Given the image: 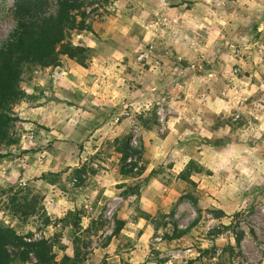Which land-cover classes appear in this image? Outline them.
Returning a JSON list of instances; mask_svg holds the SVG:
<instances>
[{
	"label": "rangeland",
	"instance_id": "obj_1",
	"mask_svg": "<svg viewBox=\"0 0 264 264\" xmlns=\"http://www.w3.org/2000/svg\"><path fill=\"white\" fill-rule=\"evenodd\" d=\"M178 2L85 0L99 48L80 64L60 56L57 67L22 71L16 144L0 160V224L28 244L46 241L57 263L79 247L82 264H264V0ZM39 3L55 15L57 0ZM14 6L0 0V43ZM78 34L65 42L79 46ZM60 68L56 91L34 102L53 109L49 129L24 113L41 75ZM183 108L201 128L162 143L169 111ZM189 162L195 186L179 176ZM24 264H36L32 254Z\"/></svg>",
	"mask_w": 264,
	"mask_h": 264
},
{
	"label": "trees",
	"instance_id": "obj_2",
	"mask_svg": "<svg viewBox=\"0 0 264 264\" xmlns=\"http://www.w3.org/2000/svg\"><path fill=\"white\" fill-rule=\"evenodd\" d=\"M177 1L178 6L191 3V0ZM39 2L41 0L37 2L15 0L12 11L14 29L8 34L7 39L0 43V160L7 158L10 147L16 144L12 134L14 123L18 121L14 107L25 98V93L20 88L23 69L33 68L41 71L57 67L60 64L58 59L60 56L80 64L86 58L89 49L65 42V36L67 32L73 30L94 34L90 20H87L82 11L85 0H57L55 15H46L42 3ZM193 164L194 162H189L179 176L182 181L195 186L190 180L191 173L195 171L191 168ZM183 198L193 204L196 203L193 194H185ZM26 207L27 204L25 206L23 204L21 208ZM140 215L143 218L147 217L142 210ZM61 221L69 225L66 218H62ZM122 227L123 223H120L115 231V236L118 234L120 239L123 237L119 234ZM181 235L177 234L174 238ZM238 242L237 240V246ZM10 247L18 250L14 256L9 253ZM30 254L35 258L36 264H82L85 258V254L76 247L72 258L63 257L61 262L57 263L46 241L28 244L11 228L0 224V264L16 262L24 264L29 260Z\"/></svg>",
	"mask_w": 264,
	"mask_h": 264
},
{
	"label": "crops",
	"instance_id": "obj_3",
	"mask_svg": "<svg viewBox=\"0 0 264 264\" xmlns=\"http://www.w3.org/2000/svg\"><path fill=\"white\" fill-rule=\"evenodd\" d=\"M91 25H92V30L94 32V34L90 33V32H86V31H80L79 34L77 35V40L74 42V45H79V46H84V47H87V48H90V49H98L99 46H98V38H101L100 36H98L97 34V31H96V23H93L91 22ZM80 39V40H79ZM102 39V38H101ZM115 52H117L115 49H113L111 51L112 54H115ZM110 53V52H109ZM64 60H67L68 63H73L72 60L68 59L67 57H62ZM64 60H62V63L64 62ZM163 61V64H170L171 62H169V60L165 59V60H161ZM59 68V67H58ZM60 70L62 72H60V74L57 76V78H55L54 76H49V77H46L45 75H41V79L39 80V84L40 85H44V89L41 90V93L40 95L38 94H34V96H32V98L27 101V103H32L33 106H28L27 109L25 108H21V110H24L25 109V112L24 115H33L34 118L36 119L38 115H42V119L41 121H43V125L45 127H49V129H52V126H49L51 125L52 122H54V120L52 119V115H53V109L50 108L49 105H44V106H34L36 102H38L39 100H43V96L41 95L42 92L45 94V95H48L50 94V92H53V91H56L54 88H52L53 86V83L54 82H59L60 80H64L65 76H60V75H65L66 73L63 72V69L60 68ZM152 71V70H150ZM148 75V72H145L143 74V78L140 80L141 81V85H142V89L143 91H145L147 89V86H146V83L149 84V80L146 79ZM155 75V74H154ZM170 75V73H169ZM197 79H202L203 81H209L208 78L205 76V77H195ZM154 83L157 84L159 82H161V78H157V76L155 75L154 78ZM194 79V76L193 75H190V79H189V82L190 81H193ZM164 80V78H163ZM168 81V80H167ZM49 82V85L45 86V83H48ZM70 83V81H68ZM158 87L161 88V86H159L157 84L154 85V86H150L148 89L149 91H156L158 89ZM88 88V86H87ZM89 89V88H88ZM89 91V90H87ZM84 92V91H83ZM35 102V103H34ZM168 111V109H167ZM184 111H186V117L185 118V121H187L186 123L188 124H183L184 122L180 119V116H181V113H184ZM199 111V110H198ZM204 113H209V112H206L204 110H202ZM169 112H172V113H177L175 116H168L167 117V120H165V124L167 125V128L169 130V133H167V135H165L163 137V139L161 140L162 143H169V141L172 139L174 133L177 134L178 136V139L180 138L179 137V129L180 128H190V130H192V128L194 129V127H198V128H201L200 126H198L196 123H202V119L196 115V113H194L192 110H188L186 108H183L182 112H179V111H169ZM185 114V113H184ZM46 116V117H45ZM24 117V116H23ZM39 119V118H38ZM39 123V122H37ZM184 125V126H183ZM52 133V130L50 132H48V135H51ZM175 136V135H174ZM160 142V140H159ZM200 155H202L201 152H198L197 154L195 153L194 156H192L191 158H188V159H193V160H200ZM209 157V156H208ZM203 161V160H202ZM199 163H202V162H199Z\"/></svg>",
	"mask_w": 264,
	"mask_h": 264
}]
</instances>
